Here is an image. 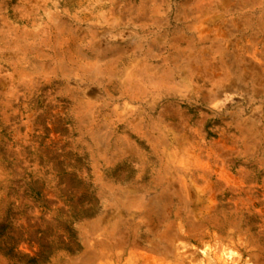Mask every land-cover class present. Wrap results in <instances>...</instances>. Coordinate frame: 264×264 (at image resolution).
Segmentation results:
<instances>
[{
  "label": "rangeland",
  "instance_id": "374dc122",
  "mask_svg": "<svg viewBox=\"0 0 264 264\" xmlns=\"http://www.w3.org/2000/svg\"><path fill=\"white\" fill-rule=\"evenodd\" d=\"M182 2L150 0L149 14L127 10L125 20L110 22L133 3L138 5L139 0H0V46L6 47L5 41L15 34L25 33L23 48L0 51V264H264V218L255 213L264 206V171L253 166L256 159L264 161V0H228L229 5L226 0H217L205 19L194 23L208 37L197 44L199 47L195 45L197 50L202 45L209 47L210 39L217 35L221 49L212 63L219 67L223 60L226 74L220 68L212 79L184 69L175 72L173 81L179 85L177 92H181L176 96L149 88L154 96L129 102L115 78L99 81L62 66L60 61L66 57L62 60L43 56L39 49L51 50L45 45L47 42L38 43L34 35L47 28L50 33L41 34L48 36L47 40L57 35L77 40L74 32L78 30L81 53L76 52L73 42V56L118 74L135 67L142 58L143 63L159 61L173 32L189 33L186 20H194L199 13H188L186 19L177 16L176 9ZM57 20L59 28L49 27ZM157 54L159 57L152 58ZM35 60H44L45 69L36 74L31 71L24 78L31 77V81L19 83L22 68H29ZM214 81H218V86L212 87ZM208 91L218 92V103L203 97ZM75 105L85 106L81 130L73 117ZM163 108L174 114L162 116ZM128 122L143 126L142 130L155 138L158 149L131 130ZM171 122L183 126L181 142L173 129L165 128ZM237 122L245 124L248 149L243 154L222 156L211 144L228 138ZM90 124L99 134H110L108 146L96 145L83 134ZM118 136L129 138L130 143L118 146L119 155L113 143ZM187 140L196 151L206 149L216 168L223 166L236 176L241 174L242 188H219L213 217L191 225L188 216L193 212L171 194L167 196L171 199L168 210L161 219L156 216L154 203L149 220L142 214L129 220L120 240L113 234L104 237L97 229L87 230V224L96 227L102 218L112 215V208L103 207L97 199L100 190L95 173L100 174L105 187H139L159 172L169 182L178 176L189 185L196 184L201 172L187 165L182 154V147L187 146L182 143ZM87 143H92L95 150L94 160ZM168 147L180 151L174 166L167 164ZM196 162L202 165L205 160L200 156ZM149 192L157 193L158 189ZM237 201H246L248 210L233 212V202ZM148 235H161L166 246L162 252L167 250L170 254H155L158 259L137 254L141 246L149 245L144 240ZM134 237L143 245H137Z\"/></svg>",
  "mask_w": 264,
  "mask_h": 264
},
{
  "label": "bare ground",
  "instance_id": "6f19581e",
  "mask_svg": "<svg viewBox=\"0 0 264 264\" xmlns=\"http://www.w3.org/2000/svg\"><path fill=\"white\" fill-rule=\"evenodd\" d=\"M150 0H139L138 5L129 6L125 11L120 12L117 14V17L109 19L110 22H120L122 20H125L126 18V11L130 10L131 13H135L138 10H141L144 15L149 14V9L147 7V4ZM152 1V0H151ZM204 0H183V2L180 4V6L176 9L177 16L181 15L183 16V19L187 18V14L191 13L194 15L195 13H199V15L194 16V20L188 21L186 20V28L189 30V33L187 35H184L181 31H175L171 34V37L166 41L165 46L167 48V51L164 54H160V57L158 56H152V58L159 57V61L153 62H144L140 58L142 55H140L141 61L136 65L135 67H131L127 69L124 72V70L120 73H111L109 69L101 66V64L97 65L93 63L80 61V59H76L73 56V53L81 51L79 50L80 46V32L78 30H75L74 34L77 36L76 39L67 40L62 38L61 36L57 35L55 37H52L51 39L47 40L48 36L43 37L41 34L46 33L48 30L47 28L39 29L34 35L38 37L37 41L38 43H45L46 46H49L51 51H46L43 49H39L41 51V54L43 56H49L52 58L60 57L65 58V61H60L61 65L70 66L75 70L81 71L84 74H89V76L95 78L96 80H103L105 77H108L109 79L115 78V80L119 81L120 87H122L125 90V93L127 94L126 97L129 102H134L136 99H144L145 97L154 96L155 92H150L149 88H155L163 90L165 94H174L175 96L178 95L177 88H179V85L173 81V75L175 72L183 71L190 72L191 74L202 77L205 76L206 78L212 79L214 76V72L220 68L223 73L226 74V66H224L225 62L223 60H220L219 67L216 66V64L212 63V60L215 59V54L220 52V44L219 40L216 37H213L210 39V46L205 47L204 45L201 46L200 49H196L195 45L202 43L205 41L206 38H208L205 35H202L201 28L199 26H195L194 23L202 21L201 18L205 19V14L209 12V7H211L212 4L216 3L217 0H206V2H203ZM37 2V1H36ZM227 4L228 0H226ZM253 2V1H252ZM244 3V2H243ZM263 3V2H262ZM132 4V3H131ZM249 4V3H248ZM254 4V3H253ZM152 5V4H150ZM251 5V4H249ZM257 5V4H256ZM206 7V9H201V7ZM217 6V5H216ZM243 6V5H242ZM264 6V5H263ZM214 7V6H213ZM153 8V7H152ZM216 8V7H215ZM250 8V7H249ZM258 8V7H257ZM119 9V8H118ZM124 9V8H123ZM224 9V8H223ZM227 9V8H226ZM242 9V8H241ZM216 10V9H214ZM154 11V10H153ZM213 11V10H212ZM262 11V10H261ZM264 12V11H263ZM262 12V13H263ZM215 13V12H214ZM246 14V13H245ZM261 14V13H260ZM259 14V15H260ZM114 15V14H113ZM136 15V14H135ZM243 15V14H242ZM256 15V14H255ZM244 16V15H243ZM246 16V15H245ZM253 16V15H252ZM261 16V15H260ZM204 17V18H203ZM254 17V16H253ZM53 18V17H52ZM182 18V17H181ZM178 19V17H177ZM193 19V18H192ZM240 19V18H239ZM254 19V18H253ZM257 19V18H256ZM260 19V18H258ZM56 20V19H55ZM182 20V19H181ZM249 20V19H248ZM264 20V19H263ZM262 20V21H263ZM246 21V20H245ZM254 21V20H253ZM260 21V20H259ZM258 21V22H259ZM61 23V22H60ZM146 23V22H145ZM141 24V23H140ZM51 25L55 28H59L60 24L57 21H54L53 24L49 23V27ZM121 25V24H120ZM142 26V25H141ZM145 26V25H144ZM16 31V30H15ZM17 32V31H16ZM19 32V31H18ZM22 32V31H21ZM26 32V31H25ZM49 32V31H48ZM47 32V33H48ZM91 32V31H90ZM31 32H29L30 34ZM34 33V32H33ZM50 33V32H49ZM15 34V33H14ZM25 33H18L17 35L8 41L6 40V47L0 46V51L3 49H14L13 47H21L24 46V35ZM206 34V33H204ZM212 35V34H211ZM214 35V33H213ZM212 35V36H213ZM209 36V35H208ZM26 37V36H25ZM34 37V36H33ZM157 37V36H156ZM168 37V36H167ZM32 38V37H31ZM165 38V36H164ZM8 39V38H7ZM224 39V38H222ZM161 40V39H160ZM163 40V39H162ZM28 41V40H27ZM36 41V42H37ZM159 41V40H158ZM225 41V40H224ZM227 41V40H226ZM31 42V41H30ZM72 42V43H71ZM73 42L75 43V46L77 47L76 52H74L71 47L73 45ZM135 42V41H134ZM207 42V41H206ZM26 43V41H25ZM205 43V42H204ZM208 43V42H207ZM206 43V44H207ZM223 43V41H222ZM226 43V42H225ZM111 44V43H110ZM120 44V42H119ZM118 44V45H119ZM123 44V43H122ZM134 44V43H133ZM143 44V43H142ZM141 44V45H142ZM127 45V44H126ZM129 45V43H128ZM139 44H137L138 46ZM160 45V44H159ZM162 45V44H161ZM29 47V45H27ZM91 46V45H90ZM123 46V45H122ZM143 46V45H142ZM140 46V48H142ZM198 46V45H197ZM208 46V45H207ZM113 47V45H112ZM199 47V46H198ZM20 48V50H21ZM37 48V47H36ZM94 48V47H93ZM99 48V47H98ZM131 48V47H130ZM232 48V47H231ZM124 49V48H123ZM224 49V48H223ZM93 50V49H92ZM150 51V49H148ZM147 50V51H148ZM227 50V49H226ZM25 51V50H24ZM103 51V49H102ZM148 51V52H149ZM237 51V50H236ZM12 52V51H11ZM34 52V51H33ZM147 52V53H148ZM254 52V51H253ZM13 53V52H12ZM26 53V52H24ZM23 53V55H24ZM101 53V52H100ZM106 53V51H105ZM117 54V52H115ZM136 53V52H135ZM156 53V52H155ZM18 54V53H17ZM66 54V55H65ZM120 54V53H119ZM123 54V53H122ZM143 54V53H141ZM221 54V53H220ZM261 54V53H260ZM65 55V56H64ZM76 55V54H74ZM102 55V54H101ZM132 55V54H131ZM233 55V54H232ZM262 55V54H261ZM260 55V56H261ZM41 56V55H40ZM121 56V55H120ZM133 56V55H132ZM255 56V54H254ZM16 57V56H15ZM25 57V56H24ZM29 57V56H28ZM51 58V59H52ZM116 58V57H115ZM123 58V57H122ZM14 59V57H13ZM92 59V58H91ZM90 59V60H91ZM136 59V58H135ZM256 59V57H254ZM28 60V59H27ZM117 60V59H116ZM232 60V59H231ZM237 60V59H236ZM20 61V60H19ZM44 61V60H43ZM41 60H35L32 65L30 64L29 68H22L21 70V76L20 82L21 84H27L30 79H24L27 76L31 75L32 73L36 74V72H40L44 67V62ZM47 61V60H46ZM45 61V62H46ZM52 61V60H51ZM134 62L136 60H133ZM149 61V60H148ZM260 61V60H259ZM50 62V61H49ZM121 62V61H120ZM254 62V61H250ZM59 63V64H60ZM240 63V62H239ZM22 64V62H21ZM57 64V63H56ZM120 64V63H119ZM238 64V63H237ZM110 65V64H108ZM23 66V65H21ZM113 66V65H112ZM130 66V65H129ZM132 66V65H131ZM257 66V65H256ZM111 67V66H109ZM237 68V66H236ZM235 68V69H236ZM114 69V68H113ZM252 69V68H251ZM56 70V69H55ZM60 70V69H59ZM28 71V72H27ZM61 71V70H60ZM114 71V70H113ZM239 71V70H238ZM255 71V70H254ZM2 72V71H1ZM63 72V71H62ZM240 72V71H239ZM256 72V71H255ZM18 73H20L18 71ZM74 73V72H73ZM55 74V73H54ZM118 76H117V75ZM184 74V73H183ZM257 74V72H256ZM6 75H8L6 73ZM71 75V74H70ZM237 75V74H236ZM242 75V74H238ZM245 75V74H244ZM243 75V76H244ZM42 76V74H41ZM84 76V75H83ZM88 76V77H89ZM117 76V77H116ZM251 76V75H250ZM11 77V76H10ZM16 77V76H15ZM188 77V76H187ZM225 77V76H224ZM247 77V76H246ZM8 78V77H7ZM12 78V77H11ZM81 79V77H79ZM84 78V77H83ZM184 78V77H182ZM240 78V77H239ZM186 79V78H185ZM196 79V78H195ZM207 79V81H208ZM219 79V78H218ZM221 79V78H220ZM256 80V78H254ZM2 80V79H1ZM91 80V79H89ZM95 80V81H96ZM192 80V79H191ZM198 80V79H197ZM215 80V78H214ZM217 80V79H216ZM33 81V80H32ZM98 81V82H99ZM118 81H115L118 83ZM199 81V80H198ZM211 81V80H210ZM219 81V80H218ZM218 81H214L212 84V87L218 86ZM223 81V80H222ZM260 81V80H259ZM8 82V81H7ZM83 82V81H82ZM200 82V81H199ZM213 82V81H212ZM18 83V82H17ZM89 83V82H88ZM116 83V84H117ZM187 83V80H186ZM204 83V82H203ZM206 83V82H205ZM221 83V82H220ZM35 84V83H34ZM102 84V83H101ZM99 85V84H98ZM97 85V86H98ZM118 85V84H117ZM195 85V84H194ZM206 85V84H205ZM103 86V85H102ZM204 86V85H203ZM15 87V86H14ZM30 87V86H29ZM119 87V86H118ZM28 88V87H27ZM191 88V85H190ZM200 88V87H198ZM222 88V87H221ZM10 89V88H9ZM122 89V90H123ZM213 89V88H212ZM215 89V88H214ZM217 89V88H216ZM219 89V88H218ZM12 91V90H11ZM86 91V90H84ZM83 91V92H84ZM167 91H175V92H167ZM195 91V90H194ZM193 91V92H194ZM207 91V90H206ZM82 93V92H81ZM202 93V92H201ZM200 93V94H201ZM218 92H205L203 94V97L206 99L214 100L213 103L216 104L219 102V100L215 101L217 98ZM230 94V93H229ZM232 94V93H231ZM164 95V94H163ZM221 95V94H220ZM88 96V95H87ZM125 96V95H124ZM228 96V95H227ZM74 97V96H73ZM165 97V96H164ZM88 98V97H87ZM156 98V97H155ZM160 98V97H159ZM158 98V99H159ZM219 98V97H218ZM232 98V97H231ZM73 99V98H72ZM86 99V98H85ZM154 99V98H153ZM157 99V100H158ZM82 100H84L82 98ZM75 101V100H74ZM208 101V100H207ZM223 101V100H222ZM127 102V101H126ZM209 102V101H208ZM227 102V101H226ZM71 103V101H70ZM125 105V100H124ZM122 103V104H123ZM153 103V102H152ZM157 103V101H156ZM212 103V104H213ZM89 104V102H88ZM121 104V105H122ZM137 104V103H136ZM135 104V105H136ZM225 104V103H224ZM223 104V105H224ZM73 105V102H72ZM79 105V104H78ZM82 105V104H81ZM151 105V104H149ZM209 105V103H208ZM220 105V103H219ZM77 106V105H75ZM87 106V104H86ZM130 106V105H129ZM85 106H77V107H71L72 112L74 114L75 118V124L78 128H80V123H82L84 120L85 113H83V108ZM125 107V106H124ZM140 107V106H139ZM144 107V106H143ZM222 107V106H221ZM123 108V106H122ZM134 108V107H133ZM86 109V108H85ZM132 109V108H131ZM130 109V110H131ZM88 110V109H87ZM126 110V109H125ZM124 110V111H125ZM133 110V109H132ZM136 110V109H135ZM220 110V109H219ZM218 111V110H217ZM132 112V111H131ZM140 112V111H138ZM142 112V111H141ZM144 112V111H143ZM90 113V112H89ZM130 113V112H129ZM121 114V113H120ZM125 114V113H124ZM174 114L171 109L169 108H163L162 110V116ZM92 115V114H91ZM140 115V113H139ZM143 115V114H141ZM87 116V115H86ZM94 116V115H93ZM106 116V115H105ZM136 116V114H135ZM90 117V116H89ZM88 118V117H87ZM114 118V117H113ZM180 118V117H179ZM240 118V117H237ZM97 119V118H96ZM120 119V118H119ZM123 119V118H122ZM230 119V117H229ZM111 121V119H109ZM134 120V119H133ZM126 121V120H124ZM144 121V120H143ZM231 121V120H230ZM235 121V119H234ZM239 121V120H237ZM91 122V121H90ZM129 124V128L133 131H136L137 134H140L144 136L151 146L154 149H158L157 144L154 142L155 138L148 132L143 131L142 128L139 126V124L133 122ZM157 124V123H156ZM172 124V125H171ZM171 124H167L165 128L169 127L170 129H173L175 133L178 134L177 141L181 142L180 139L184 140V136L181 133L183 131V126H177L171 122ZM177 124V123H176ZM106 126V125H105ZM264 126V125H263ZM146 127V126H145ZM86 128V127H85ZM100 129V128H99ZM102 129V128H101ZM107 129V128H106ZM147 129V128H146ZM234 132L228 136L226 139H221L218 142H213L211 145H213L216 149L220 151L222 156H228L232 155L234 153L243 154L246 153V150L248 149V134L244 123H236L234 126ZM81 130V128H80ZM97 130V129H96ZM92 129V124H90V127L86 129V131L83 134H86L88 137L91 138V140L94 142V144H99L101 147H105L108 142V138L110 134L104 133L99 134L98 131ZM103 131V130H102ZM171 131V130H170ZM101 133V132H100ZM174 135V134H173ZM225 135V134H224ZM250 135V134H249ZM82 136V135H81ZM251 137V136H250ZM90 140V141H91ZM129 140V138H128ZM126 140L121 136H118L114 140V145L117 148L122 143L127 144L129 141ZM119 142V143H118ZM256 142V141H255ZM261 142V141H260ZM251 143V142H250ZM130 144V143H129ZM187 145L186 147L183 145ZM255 144V143H254ZM259 143H257L258 145ZM108 146V145H107ZM182 154L186 156V164L192 165V169L194 171H200L201 174L198 177V180H196V184L189 185L186 182L183 181L180 177L177 176L176 180L174 182L167 181L168 179L161 174V172L156 173L148 184L140 185L139 187H133V188H115V187H105L104 181H100L101 178L99 173H95V182L96 186L99 188V193H97V199L99 203L103 207H109L112 208V215L109 218H102L100 223L95 227L91 226L90 224H87V230L91 232V230L94 232V230L97 229V232H99L100 235L107 237L110 234L115 235L117 238L116 240H120L121 237H124L126 232L127 224L130 221L134 219V217L140 216V214L145 215L146 217L151 216L154 212L153 204L155 203L156 206V216L161 219L164 214L168 210V201L170 202L169 197L171 194H175L179 199L182 200V203L187 207L192 213L190 216V224L196 225L200 220L208 219L213 217L215 211L217 210L218 201H217V194L219 188H227L232 191H236L240 188H242L241 184V174H238L237 176L234 175L231 171L224 168L223 166H220L219 168H216L214 164H212V158L208 151L206 149H200L199 151H196V149L192 148V145L190 144V141L187 140L186 143H182ZM94 147V146H93ZM87 148L90 150L89 154L94 160V148H92V143H87ZM131 148V147H130ZM128 149V148H127ZM136 149V148H135ZM102 150V148H101ZM100 150V151H101ZM126 150V149H125ZM167 156L169 157V160L167 161V164L170 166H174L175 161L178 158V155L180 154V151H171V148H165V152H167ZM250 151V150H249ZM97 152V151H96ZM130 152V151H129ZM104 153V152H103ZM102 153V154H103ZM117 153L119 155L120 151L117 150ZM116 153V155H117ZM122 153V152H121ZM137 153V152H136ZM115 155V154H113ZM112 155V156H113ZM201 156L205 160L204 164H199L196 161H198V158ZM116 158V157H115ZM118 158V157H117ZM184 159V158H183ZM110 160V159H109ZM105 161V160H104ZM112 161V160H111ZM193 162L195 164H193ZM216 162V161H215ZM258 171L263 170L264 171V161L262 158L256 159L253 165ZM179 167V166H178ZM229 167V166H228ZM180 168V167H179ZM232 168V167H231ZM172 170V169H171ZM244 170V169H243ZM164 171V170H163ZM95 172V171H94ZM168 172V171H167ZM179 172V170H178ZM180 173V172H179ZM172 174V173H171ZM169 174V175H171ZM169 177V176H168ZM102 179V178H101ZM173 179V178H172ZM200 183V184H199ZM143 184V183H142ZM244 184V183H243ZM107 185V184H106ZM128 186V185H127ZM173 189L172 191L170 189ZM151 189H158L157 193L149 192ZM165 196V197H162ZM178 199V200H179ZM176 200V199H175ZM180 200V201H181ZM252 200V199H251ZM253 201V200H252ZM262 201L264 202V196L262 198ZM246 202V201H245ZM243 201H237L233 202L234 211L233 212H241V211H247L249 206L247 203ZM182 206V205H181ZM180 206V207H181ZM192 207V209H191ZM253 208V207H252ZM256 209V208H255ZM182 210V209H181ZM110 212V211H109ZM232 213V212H231ZM255 213L262 216L264 218V206L263 208H259L255 210ZM109 214V213H108ZM155 214V213H154ZM235 214V213H234ZM217 216V215H216ZM215 216V217H216ZM100 217V216H99ZM220 217V216H219ZM229 218V217H227ZM98 219V218H97ZM230 220H232L230 218ZM98 221V220H97ZM95 221V222H97ZM209 221V220H208ZM145 222V221H144ZM201 222V221H200ZM206 222V221H205ZM212 222V221H211ZM218 222V221H217ZM231 222V221H230ZM134 223V222H133ZM165 223V222H164ZM202 223V222H201ZM222 223V222H221ZM234 223V222H233ZM232 223V224H233ZM239 223V222H238ZM93 224V223H92ZM97 224V223H96ZM95 224V225H96ZM132 224V223H131ZM135 224V223H134ZM161 224V223H160ZM186 224V223H185ZM189 224V225H190ZM166 225V224H165ZM202 225V224H201ZM237 225V224H236ZM171 226V225H170ZM235 227V226H234ZM237 227V226H236ZM83 228V227H82ZM150 228V227H149ZM167 228V227H166ZM189 228V227H188ZM94 229V230H93ZM139 229V228H138ZM144 229V228H143ZM163 229V228H162ZM146 230V229H145ZM158 230V229H157ZM164 230V229H163ZM172 230V229H171ZM170 230V231H171ZM144 231V230H143ZM169 231V230H168ZM192 231V230H191ZM158 232V231H157ZM185 232V231H184ZM84 233V232H83ZM86 233V232H85ZM96 233V232H95ZM150 233V232H149ZM91 234V233H90ZM147 235V233H145ZM150 235V234H149ZM147 236L144 238L146 242L149 243V245L141 246V242L138 240L137 237L133 238V241L137 243V245L141 246L138 250L137 254H147L148 258L151 259H158V257L155 254H170L169 252H162V250L166 249L163 240L164 238L161 235H155ZM89 236V235H88ZM126 239V238H125ZM172 239V237H171ZM176 239V238H174ZM255 240V239H254ZM253 240V241H254ZM89 241V240H88ZM171 242V241H170ZM259 243V242H258ZM134 244V243H133ZM166 244V243H165ZM143 245V244H142ZM255 245V244H254ZM262 247V246H261ZM87 251V250H86ZM173 253V252H172ZM90 254V253H89ZM154 254V255H153ZM146 256V255H145ZM164 255H162L163 257ZM88 257V256H86ZM91 259V258H90ZM262 259V258H260ZM85 260V259H84ZM88 261V260H87ZM261 262V261H260Z\"/></svg>",
  "mask_w": 264,
  "mask_h": 264
}]
</instances>
